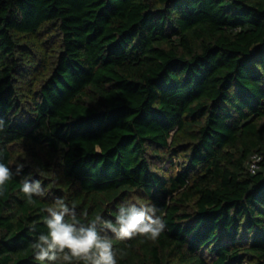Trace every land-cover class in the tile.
Returning <instances> with one entry per match:
<instances>
[{
  "label": "trees",
  "instance_id": "obj_1",
  "mask_svg": "<svg viewBox=\"0 0 264 264\" xmlns=\"http://www.w3.org/2000/svg\"><path fill=\"white\" fill-rule=\"evenodd\" d=\"M0 120V264H68L31 247L57 198L118 264H264V0H0ZM132 204L157 239L103 227Z\"/></svg>",
  "mask_w": 264,
  "mask_h": 264
},
{
  "label": "clouds",
  "instance_id": "obj_2",
  "mask_svg": "<svg viewBox=\"0 0 264 264\" xmlns=\"http://www.w3.org/2000/svg\"><path fill=\"white\" fill-rule=\"evenodd\" d=\"M3 130V121L0 120V131ZM23 164H17L15 172L5 163L0 162V194L3 193L5 185L14 176L19 175ZM21 191L29 201L33 197H43L45 192L40 181L25 179ZM155 205L132 204L125 209L120 206L115 218V223L103 220V227L108 229L116 239L131 240L136 236L155 240L164 231L166 224ZM48 216L44 222L48 229L47 234H40L31 247L38 261H63L72 264V261L83 262V264H118L116 253L113 251L112 238L101 235L97 230V224L101 223L102 216H97L94 221L85 226L65 221L69 216L75 221V207H69L63 199L57 198L54 205L46 209Z\"/></svg>",
  "mask_w": 264,
  "mask_h": 264
},
{
  "label": "built area",
  "instance_id": "obj_3",
  "mask_svg": "<svg viewBox=\"0 0 264 264\" xmlns=\"http://www.w3.org/2000/svg\"><path fill=\"white\" fill-rule=\"evenodd\" d=\"M258 159V158H257ZM257 167V162L254 161L252 164H251V169L254 171Z\"/></svg>",
  "mask_w": 264,
  "mask_h": 264
}]
</instances>
